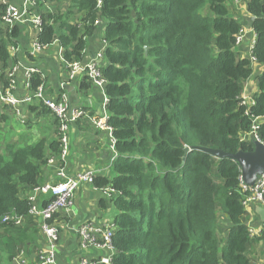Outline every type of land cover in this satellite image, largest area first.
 Returning <instances> with one entry per match:
<instances>
[{
	"label": "trees",
	"instance_id": "trees-1",
	"mask_svg": "<svg viewBox=\"0 0 264 264\" xmlns=\"http://www.w3.org/2000/svg\"><path fill=\"white\" fill-rule=\"evenodd\" d=\"M227 3L65 0V11L45 14L39 7L43 24L38 43L59 41L66 64L84 60L88 39L105 24L102 74L118 157L112 162L114 178L96 177L93 185L117 193L100 202L101 208L116 211L112 264H253L250 252L264 242V230L261 238L251 236L237 163L196 150L185 153L187 147L232 155L252 152L253 141L243 137L258 118L257 135L264 143V72L256 78L255 105L242 106L253 65L236 51L242 26L230 16ZM4 9L0 5V15ZM248 12L257 34L252 57L264 67V0H249ZM19 33L0 26L4 70L9 45ZM40 84L34 77L33 88ZM58 124L56 119L57 131ZM3 143L0 264H14L26 239L23 228L3 220L16 216L31 221L24 195L45 184L43 170L59 155L60 143L47 138L23 146L6 143L3 148ZM52 200L43 195L40 207Z\"/></svg>",
	"mask_w": 264,
	"mask_h": 264
},
{
	"label": "crops",
	"instance_id": "crops-1",
	"mask_svg": "<svg viewBox=\"0 0 264 264\" xmlns=\"http://www.w3.org/2000/svg\"><path fill=\"white\" fill-rule=\"evenodd\" d=\"M12 1L21 4L22 0ZM3 2H8V0H0V5H3ZM51 2L56 1L42 0L44 8L40 11L41 14H45L46 11H60L63 8V1L61 4L57 2V6L54 7H51ZM248 2L249 0H231L229 9L230 16L241 24V33L244 34V40L240 46H236V51L243 58L250 59L253 65L252 78L247 81L242 96L254 98L259 92L256 78L264 72V67L252 60L257 34L251 26L253 17L248 12ZM65 9L66 7L63 8V11ZM99 26L96 33L88 39L89 46L82 64L94 59L98 53H104L106 49L104 42L105 24L101 23ZM16 28L20 35L15 43L9 45V66L5 70L1 67L2 77L4 76L6 84L8 83L7 73L10 72L11 68L13 69V67L20 64V70L16 75V92L20 96L27 94L28 91L24 83L25 69L34 65L39 66L42 70L41 75L37 77L46 86L47 95L53 99L66 96L71 107H83L88 115V117L82 118L74 124L70 130L69 155L64 163L66 175L73 178L92 172L95 178L103 177L111 180L114 178V173L112 171L111 158L113 154L110 134L107 131L96 129L90 121L93 116L101 118L108 113L105 102L107 94L95 88L83 75L75 80L70 79V72L64 61L63 48L59 41H54L49 47L42 50H36L34 43L38 40V34L34 28L29 25H18ZM1 82H3L2 79ZM85 83L89 84V88H86ZM3 106L12 111L11 115L0 114V121L3 124L7 121L8 124V126H5L6 129L8 128L5 143L23 146L24 144L37 142L42 138H47L49 141L58 140V131L55 125L56 117L39 101H33L29 105L22 106L19 110L7 105ZM43 107L50 112H44ZM2 116H6L7 120H3ZM14 119L18 121L16 126H12ZM258 122L261 125L262 120L260 119ZM9 138L11 139L8 140ZM13 139H15L14 142H11ZM59 169L60 165L55 166L48 163L42 174L44 182H57ZM82 186L73 198V207L76 211L73 210V207L71 213L61 211L58 214L59 217L53 220L60 229V242L56 252L57 261L59 264H83V262H87V264H104V259L113 262L116 255L114 248L93 245L84 247L78 233L81 224L99 226L100 223L107 222L106 219H109L108 221L114 220L115 211L108 205L107 209L100 206L101 201L108 199L104 193V190L108 187L97 189L90 184H83ZM28 194H25L24 197L26 198ZM259 207L261 206L255 204L248 210V225L254 231L253 237L257 239L261 238L264 230V223L257 214ZM112 212L113 215H109ZM40 223L38 218L32 217L31 221L25 218L21 225L16 226L17 228H23V237L26 239V247L18 258L35 262L48 251L47 238L40 228ZM250 258L253 264H264L263 241L254 245L250 252ZM17 259L14 264L17 263Z\"/></svg>",
	"mask_w": 264,
	"mask_h": 264
},
{
	"label": "built area",
	"instance_id": "built-area-1",
	"mask_svg": "<svg viewBox=\"0 0 264 264\" xmlns=\"http://www.w3.org/2000/svg\"><path fill=\"white\" fill-rule=\"evenodd\" d=\"M12 1V0H11ZM101 4V1L99 2ZM5 9L0 15V26L9 30H13L18 25H29L34 28V30L39 34L42 31V15L39 13V2L38 0H22L21 4L16 2H3ZM244 40V34L241 33L236 40V46H240ZM57 41V40H56ZM256 44V42H255ZM49 46V45H48ZM62 47V46H61ZM255 47V45H254ZM253 47V49H254ZM34 48L36 50H42L45 48L43 45L38 43V40L34 43ZM63 51V50H62ZM255 61L254 58H252ZM70 72V79L75 80L80 75L85 76L92 85L98 90L106 94V86L108 84L107 80L103 77L102 68L104 67V53L100 52L97 56L87 63H73L66 64ZM21 65L10 69L7 73V81L1 82L0 68V102L3 105L12 107L15 110H19L22 106L29 105L33 101H39L46 108H48L59 121L58 124V140L60 143V153L57 157L50 160L49 164L58 166L59 178L57 182L45 183L37 188H34L26 196L29 202V215L40 220V228L43 234L47 238L48 251L45 255L35 262H30L26 259H17L16 264H59L57 261V248L60 242V229L53 222L54 216L61 211L66 213L72 212L73 198L76 192L83 184H94L95 176L92 172L87 174H82L77 177L69 178L66 175L64 163L66 162L69 155V136L72 126L78 123L82 118L88 117L86 110L83 107H71L66 96L61 98L53 99L50 98L46 93V86L43 84L38 85L33 88V79L36 76L41 75V70L35 67H28L25 69L24 73V83L25 88L28 91L27 94L20 96L16 92L17 81L16 75L20 70ZM244 93V92H243ZM109 99L105 97L106 104ZM255 105V98L242 96V106H247L249 109ZM249 113H246L248 115ZM91 123L98 130L107 131L111 137L112 143V162L118 157L115 145L116 140L113 137V130L109 127V115L106 113L103 117H91ZM260 119H256L253 122L251 132L244 135L243 140H253L256 139L262 142L258 135L257 130L260 126ZM263 143V142H262ZM241 189L246 194L244 200V206L248 211L252 205L258 204L264 208V175L259 178L254 187H247L241 181ZM105 196L108 199L113 198L117 193L108 187L104 190ZM50 194L53 200L44 208L40 207V200L43 195ZM25 218L8 216L3 220V223L11 222L15 226L22 224ZM51 222V223H50ZM115 223L113 221H107L100 223L99 226H94L92 224H81L78 228V233L84 247L102 246L110 247L112 246V238L114 236ZM251 236L253 237L254 231L250 229ZM254 238V237H253ZM20 257V256H19ZM104 264H112V260H103ZM87 264V262H83Z\"/></svg>",
	"mask_w": 264,
	"mask_h": 264
},
{
	"label": "water",
	"instance_id": "water-1",
	"mask_svg": "<svg viewBox=\"0 0 264 264\" xmlns=\"http://www.w3.org/2000/svg\"><path fill=\"white\" fill-rule=\"evenodd\" d=\"M148 51V48H146ZM254 150L252 152L239 151L237 154H227L221 150L194 147L185 148V153H189L192 150L200 151L208 154L215 159L224 160L229 159L237 163L241 169V181L247 187H254L261 176L264 175V143L253 139ZM73 210L76 211L75 207ZM257 214L261 217L262 223H264V208L259 207Z\"/></svg>",
	"mask_w": 264,
	"mask_h": 264
},
{
	"label": "rangeland",
	"instance_id": "rangeland-1",
	"mask_svg": "<svg viewBox=\"0 0 264 264\" xmlns=\"http://www.w3.org/2000/svg\"><path fill=\"white\" fill-rule=\"evenodd\" d=\"M230 1L231 0H228V7H229V5H230ZM10 2H13V1H9V3ZM38 2H39V7H43V4H42V0H38ZM63 2H64V0H63ZM57 2H51V7H54V6H57ZM59 4H61V3H59ZM65 5L67 6V3H65ZM44 46V45H43ZM45 48L46 47H49V46H44ZM31 67H35V68H38L39 70H42V69H40V67L39 66H37V65H34V66H31ZM1 68V67H0ZM0 114H9V115H11L12 114V111L10 110V109H8L7 107H4L2 104H1V102H0ZM16 124H18V121H17V119H14L13 120V122H12V126H16ZM5 126H8V124H7V121L5 122V124H3L1 121H0V138H2L3 140H0V146H1V143L3 142V141H5V139H6V137H7V129L5 128ZM17 130H19V129H17ZM11 133H13L12 131H10ZM11 138H9L8 140H10ZM14 140L15 139H13L11 142H14ZM8 144V143H7ZM5 145H6V143H3L2 144V147L4 148L5 147ZM83 187V186H82ZM81 187V188H82ZM116 212V211H115ZM116 214V213H115ZM109 215H113V212L112 213H109ZM107 221L109 220V219H106ZM225 222H222V226H225Z\"/></svg>",
	"mask_w": 264,
	"mask_h": 264
}]
</instances>
